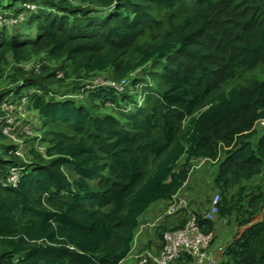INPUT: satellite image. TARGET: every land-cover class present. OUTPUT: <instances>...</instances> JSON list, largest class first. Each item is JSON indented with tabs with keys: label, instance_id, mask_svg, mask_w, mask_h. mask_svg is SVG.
<instances>
[{
	"label": "trees",
	"instance_id": "1",
	"mask_svg": "<svg viewBox=\"0 0 264 264\" xmlns=\"http://www.w3.org/2000/svg\"><path fill=\"white\" fill-rule=\"evenodd\" d=\"M0 7L4 20L24 17L0 26V81L10 57L15 66L14 90L0 93V105L11 93L9 103L26 98L22 108L44 137L26 141L29 164L12 146L0 148V264H122L141 217L171 201L196 160L216 164L219 196L216 220L198 214V225L214 233L218 221L232 231L218 264H264V130L255 129L264 121V79L254 75L264 76V0H0ZM36 62L39 76L25 70ZM142 72L159 81L157 91ZM96 77L133 78L146 99L137 104L133 87L95 86ZM67 80L71 87H52ZM0 117L5 143L1 110ZM17 167V186L4 187ZM256 178L260 184H247ZM158 231L161 239L166 228ZM185 262L192 260L177 264Z\"/></svg>",
	"mask_w": 264,
	"mask_h": 264
},
{
	"label": "rangeland",
	"instance_id": "2",
	"mask_svg": "<svg viewBox=\"0 0 264 264\" xmlns=\"http://www.w3.org/2000/svg\"><path fill=\"white\" fill-rule=\"evenodd\" d=\"M27 8L34 10L33 6H27ZM0 14H1V7H0ZM23 20H24L23 16L17 17L16 20H14V19L4 20L3 17L0 16V26L6 25V24L13 22V21L14 22L12 23V25H15L17 23L23 22ZM4 21H5V24H2ZM39 57L41 59L45 58V64L49 67L56 65V64L52 63V61H50L49 59L47 60L46 55L43 53L40 54ZM10 58L8 59L9 63L3 67L4 68L3 69L4 74H3L2 81H0V93L5 91V90H11V91L14 90L13 87L15 85L12 83V79L14 78L13 72H14L15 66L13 65V63L10 62ZM52 64H54V65H52ZM26 66H25V70H30ZM40 73H42L41 69L39 70V73L34 72L33 74L36 76H39ZM254 75L258 76V78L261 80L264 79V76L258 75L257 72H255ZM139 77L146 79V88L152 87L154 90L158 89L159 81L157 79H155L154 77H151V76H145L144 77L143 72L139 75ZM56 78L57 79H63L64 77H63V74L61 72H57ZM102 81H104L103 78L96 77L92 80V83L94 85H96V84H100ZM105 81H110V80H105ZM18 82H17V84H18ZM232 83L236 84V82H232ZM232 83L227 85L225 88L226 89L231 88L234 85ZM133 85H135L134 79L129 83V89H131L133 87V89L131 91H129V94L135 95V93H136L135 101L136 100L139 101L142 105L146 99V97H145L146 92H144V89H143L145 86H143L144 84H142V83H139L135 86H133ZM52 87L53 88H67V87H71V84H70V81L67 80V81L62 82L61 84L54 83V85ZM126 88H128V87H126ZM104 91H106V90H104ZM13 94L14 93H11L7 100L12 101ZM83 96H85V94L76 93L73 95V98H77L78 100H81L84 98ZM57 97H58V95H56V98ZM25 99L26 98L23 99L22 105L25 104ZM128 103H130V102H128ZM22 105L20 106V105H17V103H13V102L1 103L0 110H1V113L3 114L4 121L6 124V127L3 130V133L7 137V140L5 141V143L4 142L0 143V148L2 146H12V148L16 149L14 152H17V154L15 156H17L19 159H21V161L24 162V164H29V159H27V156L25 154L26 144H27L26 141L30 140V142H32V140H37V139L41 140L44 137L42 134L43 132L41 130L42 129L41 125H37V123H39L37 120V117L29 119V117L31 115L27 109L22 108ZM130 108H131V105L126 106V107H120L119 111H122V110L127 111ZM101 112H103V110L100 111L99 113H101ZM1 120H3L2 117H0V122H1ZM23 121H26V122L29 121V122L26 123V126L24 128L18 129V125L21 124ZM31 125L34 126V128H33L34 131H32ZM26 128H28V130L24 131V129H26ZM255 129H256V132H259L260 130H264V122L257 123ZM21 131H22V134H20ZM259 133H258V135H259ZM34 144H40V143H38V141H34ZM43 148H46V143H45V145L44 144L38 145V147H37V149L39 151H43ZM44 152H45V150H44ZM221 158H223V156H221ZM221 160L222 159H220V161ZM18 168L19 167H17V169ZM10 170H8V174H9ZM216 170H217V168H216L215 163L213 164L209 161H204V160L193 161L192 162V168H191L190 173H189V175H190L189 176V182L187 183V185L185 186V189H184V193L185 194L187 193V197H188L187 199L191 200L192 203H194V204L198 203L201 200H204L205 198H207L211 202L212 199L215 196H217V191H215L214 185H213L214 175L216 174ZM260 183H261V180L256 178L252 182H249L247 184L255 185V184H260ZM233 191H236V190L234 189V190H232V192ZM179 198H181V197H179ZM207 210H208V206H207L206 211ZM164 213H165V211H164ZM215 220H216V217H215L214 221ZM216 223H217L216 230L214 233H212V236L215 239L214 241L218 242L219 244L221 243V245H226L227 242L229 241V239L231 238V234H232L231 227L228 228L226 226V223H224L223 225L219 224L220 222H218V221H216ZM161 247H162V241L160 240L159 246L158 247L155 246L153 248V250H143V249H145V248H143L142 249L143 251L138 254L137 259H135V257H136V255H135V257H134L135 262L134 261L133 262L139 264L141 262L140 258L142 255L149 254L150 256H153L161 249ZM125 264H131V261H128ZM186 264H188V263H186Z\"/></svg>",
	"mask_w": 264,
	"mask_h": 264
},
{
	"label": "built area",
	"instance_id": "3",
	"mask_svg": "<svg viewBox=\"0 0 264 264\" xmlns=\"http://www.w3.org/2000/svg\"><path fill=\"white\" fill-rule=\"evenodd\" d=\"M13 22L8 24L11 25ZM2 24H5V21ZM26 67L32 69L35 73H39L40 64L38 62L28 64ZM130 81H122L120 84H114L111 81L104 80L95 86H109L118 92H123V90L129 86ZM3 103H9V101L5 100ZM137 104H140V102L137 101ZM23 123L24 121L21 123L23 125L22 128L26 126V124ZM21 124L18 125V129H22L19 127ZM25 130H28V128L24 129V131ZM15 154H17V152H15ZM19 172V169L12 168L8 174V181L3 183V186L11 189L15 188L19 180ZM218 203L219 196L217 195L208 205V210L200 216L202 220L209 222L214 221L217 214ZM189 208L187 200L179 198L176 195L172 197L165 210V215L168 217H175L182 213H186V221L181 228L165 232L163 234L161 250L155 256L144 255L140 264H145L147 261H150L152 264H174L185 255L193 260L192 264H217L218 256L222 252L223 247L214 241L212 233L202 231L197 223L196 214L190 212Z\"/></svg>",
	"mask_w": 264,
	"mask_h": 264
},
{
	"label": "crops",
	"instance_id": "4",
	"mask_svg": "<svg viewBox=\"0 0 264 264\" xmlns=\"http://www.w3.org/2000/svg\"><path fill=\"white\" fill-rule=\"evenodd\" d=\"M188 182H189V177L186 183L184 184V186L182 187V189L176 194V196L181 197L189 202L190 212H193L195 214H203L207 209L208 201L205 198L204 200H201L198 203L194 204L192 203L191 200L187 199L188 198L187 193L186 194L184 193V189ZM167 205L168 202H164V201L155 203L141 217L139 221V226L136 230L133 239V243L131 245V251L127 256V258L122 262V264H125L128 261H131V264H135L134 263L135 255L137 256L143 250H153L155 246L158 247L160 244V239H159L160 237L158 236L159 229L161 228L168 229V228L178 227L181 225V223L183 222L182 217L175 216L171 218H166L164 216V211L167 208Z\"/></svg>",
	"mask_w": 264,
	"mask_h": 264
},
{
	"label": "clouds",
	"instance_id": "5",
	"mask_svg": "<svg viewBox=\"0 0 264 264\" xmlns=\"http://www.w3.org/2000/svg\"><path fill=\"white\" fill-rule=\"evenodd\" d=\"M132 79H133V78H132ZM131 81H132V80H131ZM131 81H130V82H131ZM128 87H129V86H128ZM136 101H137V100H136ZM129 105H130V104H129ZM140 105H141V103H140ZM137 106H138V105H136V107H137ZM260 122H264V121H260ZM258 123H259V122H258ZM256 124H257V123H256ZM255 126H256V125H255ZM205 161H206V160H205ZM213 164H214V163H213ZM187 202H188V201H187ZM168 203H169V201H168ZM188 203H189V202H188ZM189 207H190V204H189ZM165 210H166V209H165ZM192 213H193V212H192ZM194 214H195V213H194ZM203 214H204V213H203ZM203 214H199V215L201 216V215H203ZM197 215H198V214H196V216H197ZM164 216H165L166 218H171V217L166 216L165 213H164ZM179 216L182 217V218L184 219V222L186 221V217H187V216H186V213H182V214H180ZM212 222H214V221H212ZM183 224H184V223H181L180 226L182 227ZM181 227L168 228V229H166V231L163 232V234H164L165 232H167V231H173V230L178 229V228H181ZM163 234H162V238L160 239L161 241L163 240ZM217 243H218V242H217ZM162 244H163V241H162ZM218 244H219V243H218ZM219 245H221V243H220ZM221 246L223 247V250H224V246H225V245H221ZM161 248H162V247H161ZM160 250H161V249H160ZM160 250H159V251H160ZM223 250H222V252H223ZM159 251H158V252H159ZM158 252H157V253H158ZM222 252H221V253H222ZM157 253H156V254H157ZM221 253H220V254H221ZM156 254H155V255H156ZM128 255H129V254H128ZM144 255H149V254H144ZM144 255H142L140 259H142V257H143ZM155 255H153V256H155ZM185 256H186V255H185ZM185 256H184V257H185ZM219 256H220V255H219ZM219 256H218V262L220 261V260H219ZM137 257H138V255L135 257V259H137ZM186 257H188V256H186ZM189 258H190V257H189ZM178 260H180V259H178ZM178 260H177V261H178ZM191 260H192V259H191ZM177 261H176L174 264H177ZM192 262H193V260H192ZM218 262H217V264H218ZM135 264H138V263H135ZM139 264H140V263H139ZM145 264H152V263H151L150 261H147ZM191 264H192V263H191Z\"/></svg>",
	"mask_w": 264,
	"mask_h": 264
}]
</instances>
